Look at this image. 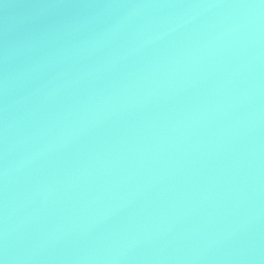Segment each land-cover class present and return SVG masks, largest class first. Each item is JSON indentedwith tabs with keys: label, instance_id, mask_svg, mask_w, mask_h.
Returning <instances> with one entry per match:
<instances>
[{
	"label": "water",
	"instance_id": "95a60500",
	"mask_svg": "<svg viewBox=\"0 0 264 264\" xmlns=\"http://www.w3.org/2000/svg\"><path fill=\"white\" fill-rule=\"evenodd\" d=\"M5 264H264V0H0Z\"/></svg>",
	"mask_w": 264,
	"mask_h": 264
},
{
	"label": "snow or ice",
	"instance_id": "6c2138e0",
	"mask_svg": "<svg viewBox=\"0 0 264 264\" xmlns=\"http://www.w3.org/2000/svg\"><path fill=\"white\" fill-rule=\"evenodd\" d=\"M0 264H5L3 259H0Z\"/></svg>",
	"mask_w": 264,
	"mask_h": 264
}]
</instances>
